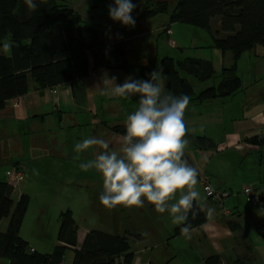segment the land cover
Returning <instances> with one entry per match:
<instances>
[{
    "label": "trees",
    "instance_id": "16d2710c",
    "mask_svg": "<svg viewBox=\"0 0 264 264\" xmlns=\"http://www.w3.org/2000/svg\"><path fill=\"white\" fill-rule=\"evenodd\" d=\"M37 5L33 12L25 6L23 0H0V47L6 41L13 42L10 52H0V109L9 100L28 93L32 84L38 90H43L68 81L81 80L102 67L119 69L133 79H146L153 69H162L167 90L174 95H188L189 104H201L213 99L224 101L244 88L237 72L241 55L255 46L264 47V0H175L171 6L167 1H157L152 6L144 5L136 14V19L140 21L166 14L167 22L161 27L165 25L167 34L171 33L169 26L174 23L206 29L213 37V46L222 54L229 51L232 55V63L222 66L217 75L212 61L197 57L175 58L166 55L158 62L152 59L143 62V56L127 51L123 39L111 42L102 38L103 31L99 26L85 22L82 12L75 9L70 0H37ZM215 20L219 22L217 29L214 28ZM210 79H215L216 83L198 88L199 83H206ZM128 98L138 102L136 97ZM109 128L120 135L126 131L125 126L120 124ZM184 139L197 150H211L216 145L211 136L195 135L188 129ZM263 139L264 131L246 141L257 145L263 144ZM15 171L25 173L22 168L10 169L11 173ZM202 178L215 191L227 193L220 200L206 194L205 197L219 206L225 216L234 215L235 212L231 213V208L226 205V200L233 193L214 185L205 172L198 176L202 188ZM247 185L258 192L257 204L249 201L242 193L243 187ZM13 191L14 186L10 182L0 180V220L8 218L6 230L0 231V258L7 260L5 264H61L69 248L72 251L71 264L134 263V250L127 234L93 229L85 234L78 247V226L68 209L59 214L57 245L49 253L36 251L20 236L30 197L21 193L14 200ZM240 194L252 207L264 204L262 193L254 184L243 185ZM196 211L198 215L194 219L189 215L192 229H200L209 220L207 212L202 208ZM226 224L232 232H238L241 228L231 218L226 220ZM257 231L264 240V225H259ZM173 235H183L179 226H175ZM130 236L139 238L138 235ZM248 244L249 237L243 236L238 241V245L248 251L246 255L238 254L231 260L226 259L228 257L224 260L220 254H213L206 257L204 262L253 264L252 249ZM140 264L156 263L147 261Z\"/></svg>",
    "mask_w": 264,
    "mask_h": 264
},
{
    "label": "crops",
    "instance_id": "0c3cea01",
    "mask_svg": "<svg viewBox=\"0 0 264 264\" xmlns=\"http://www.w3.org/2000/svg\"><path fill=\"white\" fill-rule=\"evenodd\" d=\"M135 1L138 0H132L133 3ZM101 2L98 1L97 4ZM108 6L109 4L105 5L108 22L117 24L118 32L116 30L114 35L104 38L105 40L114 42L123 39L124 42H133V52L143 56V62L150 59L158 62L166 56L163 55L159 59V37L155 35V33H164L165 25L155 28L147 26L148 21L135 19V27H131L132 30L128 27L131 33L124 38L122 33H125L127 26H121L119 22L109 19ZM138 7L139 4L134 10ZM95 9L99 7L96 6ZM90 23L99 27L104 26L99 21L96 22L94 18L90 19ZM218 24L219 22L215 20V29L218 28ZM172 26L174 28L178 25L174 23L169 26L171 33L165 32V36L161 38L165 43L163 46L183 50L185 46L179 44V40L181 42L184 40L172 39V36L176 34ZM150 36H155L156 51L153 50V44L143 43V40ZM2 51L0 47V52ZM216 56L220 59V63L217 64L219 68L222 67L221 65L229 66L232 63V55L229 51L223 54L216 51ZM245 60L251 65L249 70L243 67ZM213 66L216 69L214 63ZM248 71L251 73V78L244 82L242 73H248ZM237 72L243 81L244 88L241 91L224 101L213 99L201 104H189L184 114V122L190 133L211 136L216 143L214 149L197 150L188 142L185 159L197 170L200 166L199 174L204 172L207 174V167L204 170L201 165L208 160L210 162L212 159H219L228 163L227 167L220 165L223 173L220 177L215 174V177L220 184L222 183V189L233 193L226 203L231 208V213L235 212L234 215L228 216L219 210L216 213L213 212L200 229H192L188 238L199 237L204 244L210 246V252L220 254L224 260H231L238 254H248L244 247L238 245V241L243 236L249 237L248 247L252 249V263L264 264V253L261 252L264 248V240L257 231L259 225H264V220L260 217L264 215V204L253 207L256 209L247 210L246 205L249 204L240 194L243 185L254 184L260 189L264 200V141L263 144L257 145L246 141L247 138L257 136L264 131V86L260 85L258 89L262 90L258 93L251 82L252 77H254L253 80L257 77L264 78V47L255 46L245 51L238 60ZM113 76L116 77V84H122L127 78L126 74L119 69L102 67L81 80L68 81L43 90H38L32 84L28 93L9 100L4 108L0 109V179L9 182L12 178L10 169L14 167L22 168L26 174L29 172L32 175L35 172L39 174L52 172L57 167L62 172L59 177L65 179L78 177L80 173L90 175V169L83 171L79 168V164L94 159L100 149L98 146H93L77 154L74 152L75 143L88 137H98L108 140L113 148H118L121 135L111 131L109 126L124 125L127 115L133 112L138 104L129 98L111 97L105 94L112 88V82L108 79ZM52 90H55L59 96L58 103L51 94ZM244 164L247 166L246 169L242 168ZM228 174H231L233 179L238 176V181L234 179L230 182ZM225 178L227 183L223 181ZM198 184H200L199 181ZM197 202L203 205L202 209L205 212L211 208L208 203L214 204L203 194H200V200ZM259 209L261 211H258ZM228 218L240 224L241 228L238 232H232L229 229L226 224ZM247 224L256 226L259 236L257 239H251V234L246 231ZM171 225L175 226L172 222ZM85 234L86 232L77 231L78 247ZM30 247L35 249L33 246ZM143 253V249L134 251L133 264L147 261L168 264V260L157 262L153 256ZM221 264L226 263L222 261Z\"/></svg>",
    "mask_w": 264,
    "mask_h": 264
},
{
    "label": "rangeland",
    "instance_id": "374dc122",
    "mask_svg": "<svg viewBox=\"0 0 264 264\" xmlns=\"http://www.w3.org/2000/svg\"><path fill=\"white\" fill-rule=\"evenodd\" d=\"M157 1H167L170 6L173 5L175 0H138L134 3L139 7L134 10L131 15L136 19V14L141 7L146 4L151 6L156 4ZM72 6L75 9L82 10V16L85 22L90 23V19L94 18L96 22L99 21V28L103 31L102 38L110 37L118 32V25L108 22L105 5L111 3V1L102 0L97 4V0H70ZM141 5V6H140ZM88 6V7H87ZM96 6L99 9H95ZM168 16L166 14H159L148 21L147 26L160 28L161 25L167 22ZM140 21V20H137ZM106 23V24H105ZM173 28L176 34L172 36V39L177 41L179 39L184 40L179 44L185 46L183 50L177 48H170V46H163L164 41L161 39L165 36L163 32L155 33L159 37L158 51L160 54L159 59L163 55H170L175 58H183L186 56L202 58L212 61L216 66V75L220 69L217 64L220 63V59L216 56V51H219L213 46L212 35L203 28L195 27L190 24L176 23ZM125 28V27H124ZM125 33L121 32L124 38L127 34L131 33L128 27L125 28ZM144 44H153V50L156 51L155 36L145 38ZM198 44V45H194ZM127 51L130 53L133 51V42H125ZM3 49V48H2ZM129 54V53H128ZM127 54V55H128ZM245 57V56H244ZM131 60V56L129 57ZM243 64L246 70H249L250 64L247 60ZM223 66V65H221ZM251 73H242L244 82H247L251 78ZM251 82L254 84V89L259 93L262 89H258L260 85L264 86V78H256ZM199 83V82H198ZM216 83L215 79H210L206 83H199L198 88L213 85ZM197 89V88H196ZM219 100V99H217ZM220 101V100H219ZM231 106V105H229ZM189 145V144H187ZM188 148V147H187ZM220 165L227 167V162H222L219 159L209 160L204 162L201 166L206 170L211 182L223 187L216 180L223 173L220 170ZM198 166V170H199ZM246 164L242 166L246 169ZM55 171L48 173H34L25 172L26 177L23 181L16 183L12 197L16 200L21 193H25L30 197V202L24 216L23 222L20 227V236L28 242L29 246H33L36 251L41 253H49L57 245V235L59 230V214L62 211L70 210L73 214V218L76 221L78 230L80 233L89 232L90 230H101L108 233L127 234L130 239L132 250H144V255H151L157 262H164L168 260V264H205L204 258L214 253L210 252V246L204 244L199 237L188 238L184 235L174 236L173 231L175 228L171 225V217L168 212L157 213L154 207L147 202L140 208L126 209L122 206H117L116 209H106L99 201V197L103 191L101 175L94 169H90V175H81L74 178H62L59 175L62 172L56 167ZM229 175L230 182L237 179L238 176L232 178ZM77 176V175H76ZM2 180V179H0ZM227 183V179L223 180ZM237 184V182H236ZM196 189L205 196V192L200 184L196 185ZM177 193L176 199L179 198ZM245 199V197H244ZM175 200L170 201L174 203ZM209 207L214 210V213L221 212V208L214 204L208 203ZM227 205V204H226ZM225 205V206H226ZM246 205V204H245ZM247 210H253L251 205H246ZM258 211H261L260 209ZM259 213V212H258ZM262 215V214H261ZM264 220V215L260 216ZM264 222V221H263ZM8 226V218H2L0 220V231H5ZM255 225H246V231L251 234V239H257L258 233L256 232ZM138 235V239L132 238L130 235ZM264 253V248L263 251ZM227 254H225L226 256ZM72 251L67 249L65 252L63 264H71ZM260 262V260H258ZM7 260L0 258V264H5Z\"/></svg>",
    "mask_w": 264,
    "mask_h": 264
},
{
    "label": "clouds",
    "instance_id": "9594fccd",
    "mask_svg": "<svg viewBox=\"0 0 264 264\" xmlns=\"http://www.w3.org/2000/svg\"><path fill=\"white\" fill-rule=\"evenodd\" d=\"M30 11H36L37 0H23ZM132 0H111L108 16L121 26L135 27L131 15L136 8ZM13 42L3 43V51L10 52ZM109 81L111 97H136L137 107L124 121L125 133L120 136L119 147L113 148L103 138L88 137L75 143L74 152L83 153L93 146L100 151L94 159L79 164L83 171L94 169L102 178L103 191L100 204L106 209L122 206L126 209L140 208L145 202L152 205L157 213L168 212L171 222L179 226L180 232L190 237L200 200L198 170L185 159L188 141L184 139L187 127L184 114L190 103L186 94L174 95L166 88V77L162 69H153L146 79L125 78L116 84V77ZM55 102L59 96L52 90ZM35 171V170H33ZM177 193L179 198L176 199ZM175 200L174 203L170 201ZM214 210L207 209L212 216Z\"/></svg>",
    "mask_w": 264,
    "mask_h": 264
},
{
    "label": "built area",
    "instance_id": "2783aa9c",
    "mask_svg": "<svg viewBox=\"0 0 264 264\" xmlns=\"http://www.w3.org/2000/svg\"><path fill=\"white\" fill-rule=\"evenodd\" d=\"M11 175H12V178L9 180V182L14 187H15L16 183L23 181L24 178H25V173L22 172V171H15ZM200 181L203 184V189H204V192H205L206 196L213 197V198H215L217 200H220L222 197H226L227 196L226 192L220 193L219 191H215L214 188L206 182L205 178H202V180L200 179ZM242 193L245 195V197L249 201L257 204V202H258V192L256 190H254L252 188V186H250V185L244 186ZM261 230L262 229H260L259 231L261 232ZM30 251H33V249H31Z\"/></svg>",
    "mask_w": 264,
    "mask_h": 264
}]
</instances>
